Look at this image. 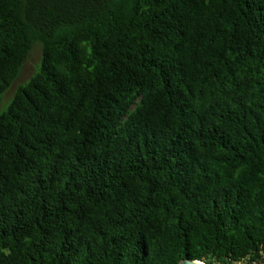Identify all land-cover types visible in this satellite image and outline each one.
Wrapping results in <instances>:
<instances>
[{
    "label": "trees",
    "instance_id": "1",
    "mask_svg": "<svg viewBox=\"0 0 264 264\" xmlns=\"http://www.w3.org/2000/svg\"><path fill=\"white\" fill-rule=\"evenodd\" d=\"M0 264H264V0H0Z\"/></svg>",
    "mask_w": 264,
    "mask_h": 264
},
{
    "label": "rangeland",
    "instance_id": "2",
    "mask_svg": "<svg viewBox=\"0 0 264 264\" xmlns=\"http://www.w3.org/2000/svg\"><path fill=\"white\" fill-rule=\"evenodd\" d=\"M41 54H42L41 43L34 44L29 57L26 59L21 69V72L18 78L13 83V85L10 87V89L5 94H3L1 97L0 113L3 110L8 108L19 84L27 81L37 71L40 61H41Z\"/></svg>",
    "mask_w": 264,
    "mask_h": 264
},
{
    "label": "water",
    "instance_id": "3",
    "mask_svg": "<svg viewBox=\"0 0 264 264\" xmlns=\"http://www.w3.org/2000/svg\"><path fill=\"white\" fill-rule=\"evenodd\" d=\"M179 264H207L203 261L200 260H195V259H184L183 261H181Z\"/></svg>",
    "mask_w": 264,
    "mask_h": 264
}]
</instances>
